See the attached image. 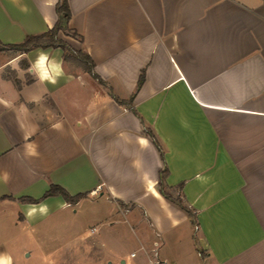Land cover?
<instances>
[{"label":"crops","instance_id":"crops-1","mask_svg":"<svg viewBox=\"0 0 264 264\" xmlns=\"http://www.w3.org/2000/svg\"><path fill=\"white\" fill-rule=\"evenodd\" d=\"M65 1L80 39L59 38L92 74L61 48L0 51V253L12 264H264V0ZM58 2L0 0V43L49 31ZM39 50L63 61L55 85L31 70ZM164 169L193 219L159 193ZM50 185L86 196L47 197L48 215L28 217L20 199ZM81 207L89 232L58 244L55 225Z\"/></svg>","mask_w":264,"mask_h":264},{"label":"trees","instance_id":"trees-1","mask_svg":"<svg viewBox=\"0 0 264 264\" xmlns=\"http://www.w3.org/2000/svg\"><path fill=\"white\" fill-rule=\"evenodd\" d=\"M56 13L58 15L57 22L49 31L41 35L28 36L25 38V40L22 43L17 44V45H2L0 43V51L12 50V51L21 52V53H27L30 50H33L36 48H41V49L61 48L62 51L64 52V55H63L64 61L74 62L78 64L80 67H82V69L85 72L92 74L93 62L87 55L79 51H74L75 55L71 57H68V55H65L69 47L66 45V43H64L59 38V34L62 33L63 35L70 36L76 40L80 39L74 32L69 31L67 28L68 20L70 17V12H69V9H68V6L65 0H59L56 6ZM92 76L96 78L101 85H104V83L100 79H98L95 75H92ZM142 80H143V76L141 75L138 81V88L140 87ZM14 82L17 84V81L15 79H14ZM131 101L132 99H130L128 103L130 104ZM145 134L159 148V144L156 141L153 133L149 130H146ZM166 174H167L166 169L160 172V181L158 184L159 193L165 199L178 205L182 210L186 211L188 215L191 217V219H193L192 211L184 205L181 197L179 199L178 198L176 199V198H173L172 195L169 193L171 189L167 188L164 184ZM181 189H182V184L177 186V190L179 192L178 196H180ZM56 195L61 196L65 200V202L68 204H76L80 199L86 196L84 194L70 196L62 188L55 186V185H50L49 190L43 195L41 199L33 200V199L28 198V199H20V201L35 204V203H38L40 200H43L50 196H56Z\"/></svg>","mask_w":264,"mask_h":264},{"label":"clouds","instance_id":"clouds-1","mask_svg":"<svg viewBox=\"0 0 264 264\" xmlns=\"http://www.w3.org/2000/svg\"><path fill=\"white\" fill-rule=\"evenodd\" d=\"M62 63V60L57 61L55 59H50L47 52L39 50L36 60L31 65V70L36 73L40 81H46L55 85L58 82V78L63 75ZM57 127H59V125H57ZM33 155H36V153L33 152ZM2 175L5 181L11 179L10 174L7 172H4ZM195 179L199 181L202 177L200 174H197ZM48 213L49 207L44 202L28 205V217H35L37 214L40 216H47ZM0 264H12V258L6 256L5 253H0Z\"/></svg>","mask_w":264,"mask_h":264},{"label":"rangeland","instance_id":"rangeland-1","mask_svg":"<svg viewBox=\"0 0 264 264\" xmlns=\"http://www.w3.org/2000/svg\"><path fill=\"white\" fill-rule=\"evenodd\" d=\"M62 34V33H61ZM63 35V34H62ZM66 36V35H64ZM66 37H70V36H66ZM72 38V37H71ZM61 39V38H60ZM63 41V40H62ZM64 42V41H63ZM65 43V42H64ZM67 46H69L68 44H66ZM65 55H68V57H71V56H74L75 53H74V50L69 46V49L68 51H66V54ZM72 66H78V64L74 63V62H69ZM9 76H13L12 74L9 75ZM173 198H180V196H178V194L176 192H169ZM79 213L77 215H75V217L73 216H67V218H63V219H60V221L55 225L56 227L58 228H61V231L57 234V235H54L53 237H56V242L59 244H66L67 243H71L74 241V238L76 236V233L75 231L77 229H79V232H80V236H85L87 235V232L88 231V228H89V225H88V220L86 219V217H83V207L81 208H76ZM86 210V209H84ZM122 227V226H121ZM125 227V225H124ZM72 229L70 231H68L67 229ZM123 238L124 240H127L128 241V235H127V231L125 230L124 228V231H123ZM48 238L49 240L51 239V234H48V235H45V238ZM48 239L46 240H43L44 243L46 242H49ZM125 242V241H124ZM18 243L21 245H25L26 244V241H20V239H18ZM29 244V243H28ZM64 246V247H65ZM133 249V247H131V244L129 246H124L123 247V253H128L130 252L131 250ZM36 255L37 253L34 251L33 252V256H32V261L36 260Z\"/></svg>","mask_w":264,"mask_h":264},{"label":"built area","instance_id":"built-area-1","mask_svg":"<svg viewBox=\"0 0 264 264\" xmlns=\"http://www.w3.org/2000/svg\"><path fill=\"white\" fill-rule=\"evenodd\" d=\"M155 264H167V263L156 261Z\"/></svg>","mask_w":264,"mask_h":264}]
</instances>
